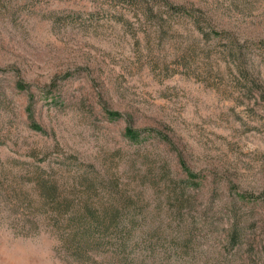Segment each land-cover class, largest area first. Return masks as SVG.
<instances>
[{
    "label": "rangeland",
    "instance_id": "1",
    "mask_svg": "<svg viewBox=\"0 0 264 264\" xmlns=\"http://www.w3.org/2000/svg\"><path fill=\"white\" fill-rule=\"evenodd\" d=\"M128 123L167 133L205 177L189 206L213 224L199 248L141 241L118 264L216 258L235 192L264 197V0H0V264H76L38 179L71 196L87 178L104 199L113 181L116 194L142 192L146 210L164 208L155 176L141 183L151 140L131 143ZM246 202L242 257L253 238L264 243V200Z\"/></svg>",
    "mask_w": 264,
    "mask_h": 264
},
{
    "label": "trees",
    "instance_id": "2",
    "mask_svg": "<svg viewBox=\"0 0 264 264\" xmlns=\"http://www.w3.org/2000/svg\"><path fill=\"white\" fill-rule=\"evenodd\" d=\"M173 9L179 11L182 7ZM191 17L194 15L191 14ZM106 114L111 119L121 117V114L109 109H106ZM124 136L137 145L151 140L142 148L146 152L144 157L149 152L153 153L152 165L142 175L140 182L146 189L149 184L145 181L151 179L149 173L155 176L153 180L157 185L150 186L160 189L156 199L164 208L146 210L143 202L148 200L142 192L137 193V196L116 194L113 181H108L104 186L108 195L104 199L91 194L95 185L91 184L94 181L87 178L74 181L73 188L80 190L72 191L71 196H62L53 183L37 180L42 203L48 207L54 230L59 233L60 248L76 264H118L123 262L120 255L127 251L128 246L141 241L149 245L162 241L176 248L185 249L190 245L199 248L200 244L197 243L202 238L200 234L213 224L208 208L202 211L193 210L189 206L192 192H195L194 187L198 188V192L201 191L205 177L188 165L181 150L167 133L150 127L136 128L128 123ZM169 151L175 153L176 171L170 168L167 158ZM246 201L251 202L252 209L253 205L261 203L260 200L252 199L251 193L235 192L231 198V211L227 214L228 225L220 254L214 258L206 256L199 249L201 257H205L202 264H234L238 257L241 259L240 264H264V243L258 239H252L244 257L240 253L247 240L246 231L251 224V216L242 218L236 205L247 203ZM96 255L100 257L97 258Z\"/></svg>",
    "mask_w": 264,
    "mask_h": 264
}]
</instances>
